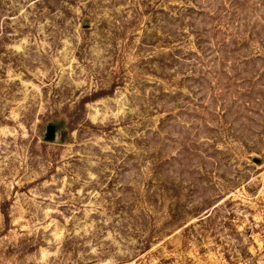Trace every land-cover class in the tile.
I'll use <instances>...</instances> for the list:
<instances>
[{"label":"rangeland","instance_id":"1","mask_svg":"<svg viewBox=\"0 0 264 264\" xmlns=\"http://www.w3.org/2000/svg\"><path fill=\"white\" fill-rule=\"evenodd\" d=\"M0 264H264V0H0Z\"/></svg>","mask_w":264,"mask_h":264},{"label":"water","instance_id":"2","mask_svg":"<svg viewBox=\"0 0 264 264\" xmlns=\"http://www.w3.org/2000/svg\"><path fill=\"white\" fill-rule=\"evenodd\" d=\"M43 140L45 142H50V143H53L57 140V133H56L55 125L47 124L45 126L44 139Z\"/></svg>","mask_w":264,"mask_h":264}]
</instances>
